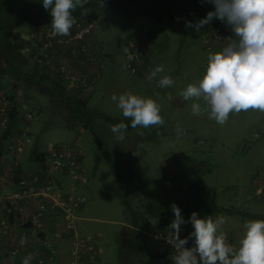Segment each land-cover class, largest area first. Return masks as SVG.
I'll return each mask as SVG.
<instances>
[{
  "label": "rangeland",
  "instance_id": "rangeland-1",
  "mask_svg": "<svg viewBox=\"0 0 264 264\" xmlns=\"http://www.w3.org/2000/svg\"><path fill=\"white\" fill-rule=\"evenodd\" d=\"M171 11L172 20L158 22H152L149 16L135 14L134 21H140L136 25H133L132 15L129 14L121 13L124 17H119V20H113L111 15L104 16L102 26L92 31V42V32L86 38L89 46L98 48L91 61L78 55H68L76 60L72 62L51 57L56 67L61 65L72 73L97 72L98 78L85 90L68 93L69 82L56 69L49 70L45 65L34 63L23 43H20L22 54L18 59L24 76L19 80L13 79V82H4L11 89L7 94H11L12 99H8L11 107H15L14 117L19 123L17 129H12L15 135L10 131L11 136L3 141L4 148L1 150H10L14 154L24 150L22 158L30 163L27 158L34 145L39 165L34 171L30 170L31 174L50 176L53 183L55 172V176L62 173L67 176L64 177L67 186L72 184V191L89 201L88 215L95 219H80L78 222L83 229L81 233L77 232L79 236L75 239L89 236V242L84 241V245L92 249L93 256H96L98 248L97 264H173L170 255L174 254V249L171 246L160 249L164 251L163 257L148 259L143 248V235H129L127 228V224L133 226L136 223L134 219H137L138 223L147 221L145 227L138 225L140 230L154 233L157 221L151 214L162 208L171 209L173 203L180 207L185 220H189L193 211L201 218L223 216L225 223L220 231L229 236V242L235 247H239V241L244 236L246 221L264 220V112H233L223 125L210 119L208 112L199 116L192 114L193 100L185 101L180 93L189 84L199 83L208 66L203 69L204 62L210 53L220 52L221 45L205 49L203 34L206 25L197 32L192 27H186V22L196 23L214 10L202 9L191 13ZM49 14L51 16L50 11ZM74 15L77 23L71 33L83 24L76 12ZM51 20L45 17L43 21L51 25ZM146 21L153 24L149 23L153 26L152 31L146 27ZM211 22L228 27L219 19ZM27 27L15 29L14 33L30 35L42 29L38 25ZM108 46L109 51L106 49ZM61 47L68 53L65 46L51 49ZM125 47L138 54L135 58L142 63V69L136 72L130 71L129 67L124 69L123 65L131 62L127 61L123 51ZM161 64L165 67L164 75H170L174 80L171 87L160 88L158 80L147 81L150 72ZM83 65L85 67L81 68ZM33 70L39 75L25 80V74L30 75ZM0 78L5 77L0 75ZM12 83L15 88L11 87ZM128 91L156 100L161 106L165 124L148 129L132 128L130 118L123 117L117 102L111 99L113 94L119 97ZM64 98H72L70 103L76 105L74 111ZM197 102L204 106L202 100ZM28 111L33 116L31 119L24 117V112ZM121 121L129 125L122 142L117 141L111 132L112 126ZM177 125L184 130L179 139L175 132ZM141 132L143 136L139 134ZM31 141L33 143L29 147ZM18 145L21 150H18ZM46 147H61L64 159L70 157L74 161L75 171H82L86 182H73L75 179L66 169L62 172L55 169L49 171L48 166L43 164ZM134 151L140 154L134 155ZM39 153L43 158L37 156ZM2 173L4 170H0ZM55 186L59 189L57 184ZM211 198L215 208L208 214L203 213L204 204L207 208ZM188 201L190 205L186 208ZM196 201L201 202L194 209ZM227 206L237 212L228 214L219 209ZM192 230L189 221L182 225L180 233ZM152 244L157 247L154 240ZM58 247L61 248L56 250L54 261L47 264H68L67 256H60L63 246L59 244ZM146 248L159 252L148 246Z\"/></svg>",
  "mask_w": 264,
  "mask_h": 264
},
{
  "label": "clouds",
  "instance_id": "clouds-1",
  "mask_svg": "<svg viewBox=\"0 0 264 264\" xmlns=\"http://www.w3.org/2000/svg\"><path fill=\"white\" fill-rule=\"evenodd\" d=\"M45 10L51 13V36H69L77 20L74 13L79 9L82 15L90 10L87 5L91 0H42ZM214 5V11L193 23L186 22V27H192L197 32L213 19H219L228 25L236 39L230 42L220 52L209 54L206 73L198 84H189L180 96L185 100H193L192 114L199 116L208 112L209 118L223 125L230 113L257 110L264 112V0H206ZM100 8L103 0H97ZM27 39L28 37H24ZM127 61L135 59L136 52L128 47L123 49ZM130 65L125 63L124 69ZM164 65H157L147 76L152 83L158 80L160 88L171 87L174 80L170 75H164ZM117 102V107L125 118H130L131 127L148 129L152 126L165 124L161 116V106L152 98L134 95L131 91L119 97H111ZM203 101L204 106L197 101ZM128 124L123 121L114 124L111 132L117 141H124ZM179 139L184 135L180 125L175 129ZM143 136V132L139 133ZM134 155H139L137 151ZM174 213L167 237L168 243L174 249L170 255L173 264H264V220H250L243 225L244 236L239 241V247L227 242V234L220 231L225 223L223 216L213 219L211 216L201 218L193 211L189 220H185L180 207L173 203ZM191 222L193 230L188 237L181 238L182 225ZM189 238H194V244L186 247ZM26 238L21 237L19 243L26 244ZM34 257L29 254L23 258L22 264H31Z\"/></svg>",
  "mask_w": 264,
  "mask_h": 264
},
{
  "label": "built area",
  "instance_id": "built-area-1",
  "mask_svg": "<svg viewBox=\"0 0 264 264\" xmlns=\"http://www.w3.org/2000/svg\"><path fill=\"white\" fill-rule=\"evenodd\" d=\"M100 21V16H94L90 21L77 26V29L71 33L69 36H57L53 38L51 36L52 27L38 29L30 35H21V37H28L26 41V51L29 52L30 58L32 61L39 65H45L49 70L56 69L60 76L66 79L68 83L67 91L71 93L73 91L85 90L92 82L98 78V74L95 71H87L81 73H72L63 66H55L51 58V48L57 46H65L68 48V54L70 56H85L88 57V61L92 60L94 53L98 52L96 46H89L86 42V38L89 34L98 26ZM206 31L203 34V45L205 49H211V47L220 44L221 51L222 49L230 42L232 39H236L231 28L214 25L212 22L206 26ZM129 69L132 72H136L139 69H142V63H140L136 58L128 63ZM208 64L206 60L203 64V69ZM143 68H145L143 64ZM11 108V102L8 99L4 90L0 87V138L3 132L8 127L9 119V110ZM25 119H31L33 116L31 112H24ZM23 136L24 132H23ZM19 144L22 142L18 141ZM23 144V143H22ZM18 150H21L22 147L18 145ZM61 147H46L44 150L45 156L43 158V164L48 166L49 171L52 169L62 171L66 169L70 176L75 180L82 181L81 171L77 172L74 169V161L69 157L64 159L63 152ZM9 181H12L14 184V189L9 193L5 194L0 189V214L3 215L0 217V227L6 228L10 223V220L18 215L23 214L24 212V200H34L36 202L35 212L32 214L30 224L32 229L36 233L37 238L35 237L33 243L35 248L31 250L30 254L34 257L31 264H47L53 259L52 251L49 249L47 243L44 239L39 238L41 233L40 224L42 216L45 215L49 210H59L62 212L63 218L66 223L67 228H72L70 224V219L73 217L75 210L80 206L81 201L79 198L73 197L69 193H62L60 190L50 181H47L45 184H35L34 180L36 178H25L19 177L16 179H11L8 177ZM84 181V180H83ZM9 219V220H8ZM158 230L157 238L159 247L165 248L166 246H171L167 237L170 232ZM191 232L185 231L180 237H188ZM21 237L26 238V244L21 245L19 243ZM89 237L85 236L79 240H75L74 246L84 245V241L89 242ZM227 237V242H228ZM28 235L25 231L20 232L15 240V243L10 246L1 256H18L26 249L28 245ZM194 244V238H189L186 247H191ZM172 247V246H171ZM87 248H90L87 246ZM92 249H90V252ZM95 251V250H94ZM25 252V251H24ZM73 254L72 259L69 260L68 264H79L77 260L78 254L75 250L71 251ZM93 254V253H91Z\"/></svg>",
  "mask_w": 264,
  "mask_h": 264
},
{
  "label": "crops",
  "instance_id": "crops-1",
  "mask_svg": "<svg viewBox=\"0 0 264 264\" xmlns=\"http://www.w3.org/2000/svg\"><path fill=\"white\" fill-rule=\"evenodd\" d=\"M18 9H19L18 5L12 6L10 8L12 14L14 12L17 13ZM121 13L128 15L127 13H125L123 11L111 10V9H108V10L103 11V12H94L93 14L88 12L87 15H82L81 10L78 9L76 11V16L78 18H80L81 20H83V24H84V23L88 22V18L91 20L94 16L99 15L100 21L98 23V26L95 28V30H96V29L100 28V26H102L104 16L111 15L113 20H115V19L119 20V17H121V16L124 17V15H120ZM130 17H132L131 19H132V22L134 23L133 25H136L138 22H140L138 20L134 21V18H133L134 15H132ZM145 23H146L145 25L148 28V30L152 31L153 26H151V25H153V24L150 22H147V21ZM207 25L208 24H206V26ZM92 33H93V35L92 36L90 35L91 36L90 41L92 40V38L94 36V32H92ZM109 43H111V41ZM137 47H139V46H137ZM139 48H142V47H139ZM106 49H108L107 51H109L110 47L108 46V47H106ZM50 54H51V57H53L55 60H61L63 58H65L66 60H69L71 62L75 60V59L71 58L70 56H68L69 54L66 52V50L63 47H61L60 49H54V50L51 49ZM83 67H85V66L83 65L81 68H83ZM10 122H11V127L9 129L13 133V135H15L12 129H17V125L19 123V120L17 118L13 117L12 121H10ZM29 131H30V126H29ZM8 138H9V136H8ZM30 143L31 144H29V147H30V145H32L33 142L31 141ZM1 145H2V143H1ZM2 147L4 148V144L0 147V170H4V173L0 174V189H1V191H3V193L9 194L14 189V184L12 183V181H9L8 177H10L11 179H16L19 177L20 178L25 177V178H29V179L36 178L37 181L34 180L35 184H42L44 182L50 181V176H49V178H47V176L42 175V174H39V175L31 174V173H33L32 171H34L36 169L37 165H39L37 163V158H35L36 153H37V149L34 147V145L32 146V149L29 151L30 152L29 158H27V160L30 161V163L24 162V160L22 158L24 150H22L21 152H19L17 154H14V152L10 151V150H7V151L5 150L6 152H4L3 150H1ZM31 162L34 165L31 166V164H32ZM80 164H81V160H80ZM24 169H29V170L23 171ZM31 169H32V171L30 172ZM9 171L10 172L14 171V172L10 173ZM5 172H8L9 174H7ZM59 172H62V171H59ZM81 173H82V178H83L82 181L81 180H75V181L71 180V181H73L75 183H85L86 182L85 175L82 171H81ZM55 175H56V172H55ZM55 175L52 178L53 184L56 183L57 186H59L60 192L65 193V194L66 193H73L74 196L79 195L78 192L76 193V192L72 191V189H73L72 184L67 186V183L64 181V177L66 175H64L62 173H60L57 176H55ZM46 179H49V180H46ZM78 197H79V200L81 201V204L75 210L73 217L70 219V224L72 226L71 229L66 227L67 221L64 220L62 212L59 210H49L48 212L45 213L44 216H42V220H41V224H40L41 233L38 236H39V238L45 240L49 249L52 251L53 259L51 262L54 261L56 250H59V248H61V247H58L59 244H60V246H63L62 249L60 250V256L61 255H62V257L67 256L68 262L70 259H72L73 254H71V251H73V250H75L76 253L78 254L77 260H79V262H80L79 264H97V262H98L97 259L99 256V250H98L97 246H96L97 253H95L96 256H93V254L91 255L90 248H87V246L85 247V245L77 246V247L74 246V242L76 240L75 238H76V236H79V235H77L78 234L77 232L81 233V229H83L82 224L79 223L78 221L80 219H83V218L95 219V217H91L88 215V213L90 212L89 201L86 198H83L81 195ZM23 205H24L23 214L12 218L10 220V223L7 225L6 228L0 227V253L3 254L10 246H12L15 243L17 235L22 231H25L26 234L28 235V238H29L28 245H27L26 249L24 250L25 252L23 251L22 254H19L18 256L14 255V256L5 257V256L0 255V264H22L23 258L28 256L30 254L31 250H33L35 248V244L33 243V240L35 237L37 238V236H36V233L34 232V230L32 229L30 221L32 218V214L35 212L36 202L34 200H24ZM125 210H126V208H125ZM2 216L3 215L0 214V217H2ZM135 220H136V223L133 226H131L130 224H127V228L129 229V232H128L129 235L132 233H138V235H139V233H141V235H143V240L145 242V243H143L144 249H146V247L148 246V247H151L152 249H154L155 251H162V250H160L161 248H159V246H158V240L156 237V234L158 231L156 223H155L154 233H153L152 231L150 232L148 230H140V228L138 227L139 224H142L143 227H145L147 224V221H143V222L140 221L138 223L137 219H134V221ZM78 225H79V227H78ZM94 236H99V234H94ZM90 238H92V236H90ZM134 238H135V235L132 238V242H134ZM151 239L154 240L155 244H157V247L154 246V244H152L153 240L151 241ZM34 242H35V240H34ZM139 242H140V240L138 239V244H139ZM229 243L232 244L231 241ZM64 249L66 251H64ZM94 257H95V261L92 262V259ZM61 260L62 259H60V261Z\"/></svg>",
  "mask_w": 264,
  "mask_h": 264
},
{
  "label": "trees",
  "instance_id": "trees-1",
  "mask_svg": "<svg viewBox=\"0 0 264 264\" xmlns=\"http://www.w3.org/2000/svg\"><path fill=\"white\" fill-rule=\"evenodd\" d=\"M103 2L104 7L100 8L98 6L97 0H91V3L87 6V8L92 14L94 12H103L111 9L120 10L130 15H146L152 19V22L172 20L171 10H182L183 12L190 13L198 10L202 11V9L214 10V5L207 3L206 0H103ZM16 5L19 6L18 12H14L12 14L10 8ZM29 6H31V9L29 8ZM45 17H49L52 19L49 14V10L44 9L42 0H0V75H2V77H5L0 78V87L5 90L6 95L10 100L12 99V96L11 94L7 93L9 91L11 92V89L7 87V84L4 85V82L6 81V83H8L13 79L19 80L22 76H24L22 70L19 68L20 60L18 58L20 57V54H22L20 43L26 45L24 37L22 38L20 34L14 33V30L21 28L22 26H26V28H29L27 26L34 25L41 26L42 28L51 27L50 23L46 24L47 22L45 23L43 21ZM43 23H45V26H43ZM26 35H28V33ZM18 38L21 41H14ZM26 53L29 56V52L26 51ZM27 74H25V80H31L32 76L39 75L34 70L30 73V75ZM12 86L13 83L11 84V87ZM13 88L15 87L13 86ZM61 90L63 92L64 88ZM63 100L70 108L72 107L71 109L74 111L76 105L70 103L72 101V98H64ZM8 113V127L3 132L0 138V147L3 145V141L11 134L9 129L11 127L10 121H12V118L15 116L14 114H16L15 107H11ZM79 119L85 122V120L81 117H79ZM37 156L42 157V154L39 153V155L37 154ZM199 202L201 201L195 202L194 209L197 208L196 205ZM187 205L186 208H189L190 201H188ZM212 208H215L213 198L210 199V203L208 204L207 208L204 204L202 211L203 213L208 214L209 211L212 210ZM219 209L228 214L237 212L235 208L228 206L220 207ZM181 214H183L182 211ZM199 215H201V212H199ZM151 216L154 217V219L157 221L156 226L158 230H165L166 232L170 230L169 221L174 219V213L171 209L162 208L151 214ZM144 252L145 256L148 259L164 256V251L153 252L150 248H146Z\"/></svg>",
  "mask_w": 264,
  "mask_h": 264
}]
</instances>
